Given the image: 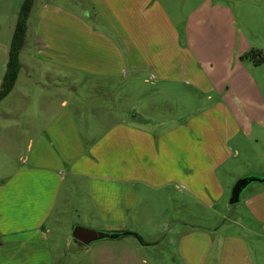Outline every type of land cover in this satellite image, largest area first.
Wrapping results in <instances>:
<instances>
[{
    "label": "crops",
    "instance_id": "1",
    "mask_svg": "<svg viewBox=\"0 0 264 264\" xmlns=\"http://www.w3.org/2000/svg\"><path fill=\"white\" fill-rule=\"evenodd\" d=\"M238 1L237 15L220 1L206 0L194 8L181 42L174 38L170 23L154 25L155 46L129 40L124 18L119 16L125 13L121 0L115 1V12L101 0L106 15L94 19L97 28L91 15L61 12L55 5L47 10L33 6L23 46L31 61L93 73L106 83L118 82L127 63L153 74L143 85L154 87L160 81L165 89L150 94L148 114L142 115L140 107L131 110L133 116L129 114L95 138L79 133L74 110L58 111L50 102L51 116L44 123L25 126L24 135L7 131L4 139L9 151L24 148L26 154L11 156L5 168H0V264H66L68 255L62 256L61 236L67 240V248L75 242L82 253L91 256L88 264L262 263L256 260L264 249L248 246L237 235L238 228L214 236L180 226L176 236L164 237L163 224L157 223L141 236L128 215L138 204L142 206L138 193L159 203L142 189L165 195L172 207L166 211H182L189 196L202 207L221 205L226 188L219 171L233 157L231 142L241 133L250 135L255 126L264 131V97L257 73L264 63L256 65L245 57L252 50L264 52V46L242 27L248 20H264V0ZM166 13L155 3L149 8L144 1L133 7V15H154L155 22L158 16L167 17ZM248 31L252 36L256 32L253 28ZM183 88H193L208 99L213 94L217 97L206 111L220 110L222 129L212 120L207 125H189L188 119L175 125L157 123L153 115L162 106L175 108L184 116L188 94L178 91ZM131 98L144 99L140 93ZM89 131H94L92 125ZM172 185L176 191L167 190ZM259 190L247 204L256 223L238 227L264 244V184ZM72 211L83 222L72 220ZM79 225L139 238L123 235L85 247L72 236Z\"/></svg>",
    "mask_w": 264,
    "mask_h": 264
},
{
    "label": "rangeland",
    "instance_id": "2",
    "mask_svg": "<svg viewBox=\"0 0 264 264\" xmlns=\"http://www.w3.org/2000/svg\"><path fill=\"white\" fill-rule=\"evenodd\" d=\"M115 1L106 0L112 12H115ZM121 1L124 4L123 7L126 14L123 13L119 16L124 18V27L129 40L132 41L133 39L139 45L143 42L149 46H155L153 41L155 37L154 25L164 24V22L170 23L174 38L180 39L179 42H181V39L182 41L184 40L186 28L188 27V15L197 6H202L206 0ZM143 1L149 8L155 3L164 11L166 9L167 17L158 16L155 22L156 17L154 15H133V7H136L138 3L143 4ZM211 1H220L225 6H230L236 11L237 15L236 7L240 5L238 0ZM23 2L24 0H0V84L6 74L9 49ZM99 3H102L101 0H35L33 6L36 9L44 8L47 10L52 5H55L62 9L61 12L91 15L93 17L91 22L95 26L94 19L96 20L98 15L100 19H102L100 15H106ZM130 11L131 13H129ZM86 20L89 21L87 18ZM103 20L106 21V19ZM97 21L101 23V20ZM238 23L240 24V20H238ZM242 27L243 29L245 28L244 32L248 36L250 35V38H253L256 42H262L264 46L263 19L255 18L253 22L248 20L246 26L242 25ZM252 28L256 31L253 33L254 36L248 31V29ZM98 31L101 32L100 30ZM106 31L110 32L108 27ZM23 49L20 53L21 69L16 84L8 96L0 101V168L2 170L5 168L6 160L12 158L11 156L18 158L26 154V149L24 148L14 147L13 151L12 149L9 151L6 147L7 140L5 141L4 139V136H8L9 132L7 131H13V134L18 133L17 135H24L25 126H39L44 123L51 116L48 114L50 108H47L49 102L58 111L63 109L74 110L75 117L80 121V124H78L79 133L88 136L93 134V138H95L96 136H102L105 132L101 131L107 130L116 122L125 121L131 110L134 112V109L140 107L144 111L142 115L148 114L150 94H161L165 89L163 82L160 81L154 87H150L148 84L143 85L142 81L149 79L153 74L146 69H133L127 63L122 78L118 79V82L106 83L100 79L99 75L93 73L88 75L79 73L78 69L70 70L67 66L43 65L36 61H31L32 59H28L27 53L23 52ZM257 73L259 74L258 82L264 97V65L257 69ZM178 91H183V94L187 92L188 94L183 102L184 108L187 109L183 108L184 116L180 115L175 108L162 106L153 115L157 123L166 121L165 124L167 125H175L188 119L186 122L189 125L193 123H204L207 125L212 120L215 122L217 129H222L221 120L223 116H221L217 106L212 109L213 111L217 109L218 113L212 112L211 114L208 113L209 110L206 111L207 107L217 101V97L214 94L208 99L207 95L196 94L193 88H183ZM133 93H140L144 99L141 101L132 99ZM172 94H177L175 87L172 89ZM130 116H133V114H130ZM143 118L147 119V116L144 115ZM91 125L94 131H89ZM251 131L248 136L245 133H241L235 141L231 142L230 149L233 157L230 159L226 169L222 168L219 171L225 178L223 182L226 188L221 205L216 203L209 207H202L193 203L194 200L191 201L192 198L189 196V199H187L189 203H186L187 205L182 208V211H166V209H172V207H169L165 201V195L153 193L152 189H142L143 192L147 191L150 193L148 195L149 198L152 196L151 199H156L157 197L160 201L157 200L159 203L154 204L152 200H145L144 196L138 193V203L142 206L138 204L136 209L128 214L129 221L136 226L138 234L141 236L149 234V228L157 223L163 224L162 236L164 237L176 236V227L180 226H182L180 228L188 229L189 231L203 234L209 233L214 234V236L227 234L229 231L238 228L239 233L237 235L244 237L248 241V246L249 244H254V246L257 245L259 247L258 249L260 247L264 249L261 239L256 238L255 234L247 235L245 229L242 230L238 227L239 224L246 222L256 223V219L247 204L256 198L260 193L259 189L264 184V181H262L264 179V131L257 126L252 128ZM221 133L222 131L220 135ZM235 150L237 153H235ZM232 175L234 176L232 177ZM245 178H255L259 181L251 182L240 194L239 202L231 205L230 199L233 186ZM167 190L176 191L174 185L167 187ZM167 190L164 189L162 191ZM183 198L186 200L185 197ZM77 214L76 211H72L71 217L72 220H78L79 224L83 220L79 219ZM60 240V246L65 249V251L61 250L62 256L65 255L63 253L68 255L66 264H85L86 262L88 264L91 261V256L82 253V248H80L79 244L75 245V242H72L71 246L67 248L65 237L61 236ZM262 254L263 258L258 257L256 261L264 264V250Z\"/></svg>",
    "mask_w": 264,
    "mask_h": 264
},
{
    "label": "trees",
    "instance_id": "3",
    "mask_svg": "<svg viewBox=\"0 0 264 264\" xmlns=\"http://www.w3.org/2000/svg\"><path fill=\"white\" fill-rule=\"evenodd\" d=\"M34 2L35 0H24L20 9L9 49L6 74L0 84V101L8 96L16 84L21 69L20 53L26 40L27 23L31 15ZM245 57L252 60L256 65L264 63V52L252 50L248 52ZM123 235L124 234L120 236ZM125 235H132L139 238L136 234L132 233Z\"/></svg>",
    "mask_w": 264,
    "mask_h": 264
},
{
    "label": "water",
    "instance_id": "4",
    "mask_svg": "<svg viewBox=\"0 0 264 264\" xmlns=\"http://www.w3.org/2000/svg\"><path fill=\"white\" fill-rule=\"evenodd\" d=\"M254 181H259L258 179L255 178H245L240 181H238L235 186L233 187L232 190V195L230 199V204L234 205L237 204L240 200V194L242 191L251 183ZM261 181V180H260ZM264 181V179L262 180ZM129 234V233H123ZM122 234H117V233H104V232H99L95 231L89 228H85L82 226H76L73 228L72 231V236L73 238L79 242L82 245L89 246L92 243L102 241L105 239H116Z\"/></svg>",
    "mask_w": 264,
    "mask_h": 264
}]
</instances>
